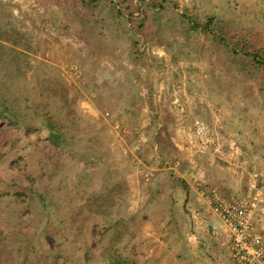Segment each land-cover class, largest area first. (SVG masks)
I'll return each mask as SVG.
<instances>
[{
    "label": "rangeland",
    "instance_id": "1",
    "mask_svg": "<svg viewBox=\"0 0 264 264\" xmlns=\"http://www.w3.org/2000/svg\"><path fill=\"white\" fill-rule=\"evenodd\" d=\"M0 91L29 124L0 115V264H100L113 247L190 264L189 182L264 190V0H0ZM209 160L220 186L200 184ZM11 164L37 178L30 212Z\"/></svg>",
    "mask_w": 264,
    "mask_h": 264
},
{
    "label": "built area",
    "instance_id": "2",
    "mask_svg": "<svg viewBox=\"0 0 264 264\" xmlns=\"http://www.w3.org/2000/svg\"><path fill=\"white\" fill-rule=\"evenodd\" d=\"M197 191L206 215L217 216L227 234L233 264H264V192L255 188L247 198L229 199L218 188L199 185Z\"/></svg>",
    "mask_w": 264,
    "mask_h": 264
},
{
    "label": "crops",
    "instance_id": "3",
    "mask_svg": "<svg viewBox=\"0 0 264 264\" xmlns=\"http://www.w3.org/2000/svg\"><path fill=\"white\" fill-rule=\"evenodd\" d=\"M137 110L139 113V109ZM128 111V110H126ZM136 112V111H135ZM138 112L136 115H138ZM141 114V113H140ZM176 114V113H175ZM201 167L199 169V179L201 180L200 184H207L210 186H220L221 183H224L221 180V177L224 175H217V164L214 160H209L205 164H199ZM189 182V181H188ZM186 186L185 199L188 201V204L191 206L192 216L194 219V227L192 228V233L190 239L194 242L192 251L189 247L184 246L185 249L189 251L191 255V260L188 259L190 264H233L231 253H230V244L227 234L222 227V224L217 216L210 214L206 215L207 208L202 199L200 198L198 191L195 188V185ZM241 184V182H240ZM238 182L235 183L234 188H236ZM241 188L245 189L244 192L235 196H226L229 199L244 197L248 191H246L245 183L242 182ZM245 186V187H243ZM225 191L230 192V187H225ZM264 192V190H263ZM234 194V193H233ZM258 222V221H257ZM214 229V231H213ZM200 230L202 233H199ZM195 261H198L197 263Z\"/></svg>",
    "mask_w": 264,
    "mask_h": 264
},
{
    "label": "trees",
    "instance_id": "4",
    "mask_svg": "<svg viewBox=\"0 0 264 264\" xmlns=\"http://www.w3.org/2000/svg\"><path fill=\"white\" fill-rule=\"evenodd\" d=\"M143 1L144 2L149 1L153 3L155 7H162L163 3L166 2V0H156V1L155 0H143ZM211 22H212L211 19L207 22L208 26L209 24H211ZM198 26L200 27L201 25H198ZM245 54L253 55V53H245ZM258 62L263 63V61L261 60H259ZM0 115L5 116L10 121V124L12 127H18L19 129L23 128L25 129V131H29V124L25 121V117L27 115H25V113H21L18 109H15V107L10 104L9 99L2 94V91H0ZM47 127L49 129L47 138L54 147H57L68 140L66 135H64L58 129L59 128L58 124L55 121H53L50 117L47 118ZM11 149L10 147H7L5 150H2L0 147V158L5 157L7 154H9ZM10 167L15 173L14 182L16 181L17 178H21L20 176H23L24 179H27L28 181L27 185H20L19 187H17L15 189L14 194L12 195L15 198V202H17L18 204H21L22 206L20 207L21 211H23V209L26 208L30 212L31 208L30 207L28 208V206H30L33 203L34 198H35L34 196L35 189L33 185H35L37 178L36 177L33 178L30 175V173H28V169L26 168V166H23L21 164H17V165L11 164ZM40 196H41V199L44 200L45 196L43 194H40ZM0 197H3V195L1 194ZM44 205L47 206V204L45 203ZM43 212L42 214L46 213V211H43ZM55 236L56 235L52 233L47 237V240L54 241ZM33 251H35V247ZM59 257L68 258L67 254L64 253L62 249L58 251V255L56 257L51 256L53 260H56ZM85 257L87 258L89 257L88 251L85 252ZM100 264H135V261H133L131 258L124 256L122 253H120V251L117 248L113 247L108 253H104L101 256Z\"/></svg>",
    "mask_w": 264,
    "mask_h": 264
}]
</instances>
